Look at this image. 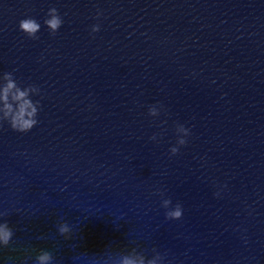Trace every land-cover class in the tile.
I'll return each mask as SVG.
<instances>
[{
	"label": "water",
	"instance_id": "obj_1",
	"mask_svg": "<svg viewBox=\"0 0 264 264\" xmlns=\"http://www.w3.org/2000/svg\"><path fill=\"white\" fill-rule=\"evenodd\" d=\"M4 73L40 109L0 124V264H264V0H0Z\"/></svg>",
	"mask_w": 264,
	"mask_h": 264
},
{
	"label": "clouds",
	"instance_id": "obj_2",
	"mask_svg": "<svg viewBox=\"0 0 264 264\" xmlns=\"http://www.w3.org/2000/svg\"><path fill=\"white\" fill-rule=\"evenodd\" d=\"M101 13H97L99 17ZM63 24V19L59 15L56 8H50L47 13V18L44 20V25L47 27L51 35H55ZM19 31H21L27 38L32 40L39 39L38 33L40 32V23L32 18L27 17L22 19L18 25ZM100 31L99 25L92 27L91 32L97 33ZM40 95V89L38 87L29 85L27 87H21L12 73H4L0 76V124L6 122L12 131L25 134L30 132L37 124V116L40 109L39 101L33 102L32 96ZM11 101V102H10ZM15 105V106H14ZM149 115L156 116V107L149 108ZM176 130L182 132L184 137H188L190 130L183 125H178ZM150 139L156 141V136L153 135ZM187 139L178 138L177 145L170 149L171 155L178 154L179 147L185 146ZM160 195H163L160 193ZM219 193H217V196ZM171 200L164 199L162 201V207L169 209ZM182 207L180 204H176L175 207L166 212V219L180 220L182 218ZM72 229L67 223L58 225V233L65 239L71 238ZM13 230L9 227L5 221L0 223V247H8L13 238ZM54 257L48 251H41L35 260V264H53ZM156 264V258L146 259L143 254L138 253L135 249H132L128 253H121L113 257L108 256L104 264Z\"/></svg>",
	"mask_w": 264,
	"mask_h": 264
}]
</instances>
